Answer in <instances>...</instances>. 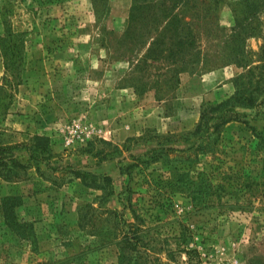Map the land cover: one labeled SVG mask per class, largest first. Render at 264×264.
<instances>
[{
	"label": "rangeland",
	"instance_id": "1",
	"mask_svg": "<svg viewBox=\"0 0 264 264\" xmlns=\"http://www.w3.org/2000/svg\"><path fill=\"white\" fill-rule=\"evenodd\" d=\"M177 1L176 12L184 10L196 24L200 48L221 62L181 74L179 87L158 101L155 91L139 95L128 81L133 0H0V88L6 76L1 40L9 29L22 37L14 52L21 84L0 119V144L29 143L39 134L51 138L53 150L49 165L18 151L14 178L0 171V264H264V121L250 116L255 131L240 121L221 128L217 146L225 170L242 174L231 194L197 205L187 194H171V168L192 162L200 172L214 163L209 152L218 133L210 131L204 151L189 147L195 136H184L199 124L203 104L234 93L242 69L223 58L235 14L244 17L241 0ZM138 2L143 34L147 3L154 23L160 16V29L176 4ZM261 19L247 50L263 43ZM147 37L137 45L138 59L147 52ZM157 69H151L154 83ZM167 79L159 82L164 90ZM9 91H0L1 102H10ZM89 142L92 151L84 152ZM191 176L196 180L195 171ZM7 195L22 197L18 219L33 223L35 242L6 227L1 200ZM129 236L138 239L136 248Z\"/></svg>",
	"mask_w": 264,
	"mask_h": 264
},
{
	"label": "trees",
	"instance_id": "2",
	"mask_svg": "<svg viewBox=\"0 0 264 264\" xmlns=\"http://www.w3.org/2000/svg\"><path fill=\"white\" fill-rule=\"evenodd\" d=\"M256 1H239V5L240 2L244 4V9L241 11V15H244V17L240 19L235 14V25L227 42L229 52L223 58L224 65H235L237 68L242 69V72L233 79L234 93L221 102L203 104L199 124L192 132L184 136L185 140L188 136H195L197 138L196 142L191 143L189 147H192L195 151H204L205 145H210V137H207V135L211 134L210 131L213 130L212 133H218L209 152L214 159L211 170L197 172L192 168V162L187 164L185 168H179V166L171 168V182L169 183L171 194L178 192L187 194L195 205L201 202H208L214 196L220 197L223 194H231L232 192L229 189L233 186V179L242 175L240 171L231 173L225 170V164L221 160L222 154L217 146L219 139H221V128L230 122L240 121L246 123L255 131V127L249 123L250 116H253L256 120L264 121V37L258 51L247 50L246 44L244 45L248 39L256 35L259 27L258 22L262 20L261 18L264 15V1L261 3V0H258L260 2L259 5ZM133 2L129 17V27L126 29L127 36L134 41L132 55L129 57L133 67L131 66L128 74V81L131 82L137 94L143 95L153 90L156 92L157 100L161 101L164 91H169L170 88L171 91H174L179 87L181 74L194 71L200 64L205 62L216 61L214 65H218L221 62L218 60L220 58L209 60L210 58L212 59L211 55L200 48L196 24L192 20L186 21L184 10L176 12L179 4L177 0H175L176 4L171 7V19L166 20L165 26L161 29L162 24L159 15V22L154 23L156 20L152 13L154 6L150 3L145 5V7L151 9L148 15V25L146 26L148 29L144 32L148 35L144 43L149 44V47L147 52L138 59V52H135V50L138 48L137 45L139 43L142 44L141 38L145 34L138 27L141 20V14L139 13L140 2L138 0H133ZM161 13H164L167 18L170 15L166 9H163ZM212 25L215 26L217 24L212 22ZM21 38V34H15L9 29L8 35L1 40L2 45L5 47L3 57L6 76L4 79L5 83L0 89L2 90L5 87L10 90L6 94L10 102L5 104L0 99V119L7 114V109L12 104L16 87L21 84V80H18V75L14 71L17 66L16 60L18 56L14 52L20 48ZM156 67L158 68V74H156L158 81L154 83L151 81L153 77L151 69ZM165 78H169L167 80L170 85L168 84L167 89L164 90L159 82ZM1 108H4V110H1ZM188 141L191 140L188 139ZM205 142L206 144L204 145ZM107 144L112 146L109 142ZM92 146L93 142H89L83 151H92L90 149ZM18 151H24L31 162L36 164L44 162L49 165L51 154L53 153L51 138L47 135L36 134L31 136L29 143L0 144V171L6 169L7 175H4V177L8 180L14 178L17 173L16 170L21 167L19 156L16 153ZM153 151H151V154ZM171 151L177 152L179 150L171 148ZM179 152L184 153L185 149ZM98 154L99 152L95 155L97 156ZM156 159L155 155L151 158V161ZM194 171L196 172V180H193L191 176ZM121 174H125L124 167L121 168ZM86 175L93 177L92 174H77L81 179ZM22 204L23 199L21 196L7 195L3 197L1 200L3 221L11 232L19 236H28L27 238L35 242L33 223L22 222L18 219L17 208ZM25 229H28L29 232L24 234L22 232ZM126 239L135 248L137 247L138 239L134 241L131 236ZM186 254L189 256L190 252L187 250Z\"/></svg>",
	"mask_w": 264,
	"mask_h": 264
},
{
	"label": "crops",
	"instance_id": "3",
	"mask_svg": "<svg viewBox=\"0 0 264 264\" xmlns=\"http://www.w3.org/2000/svg\"><path fill=\"white\" fill-rule=\"evenodd\" d=\"M41 195V194H40ZM31 200H32V198L31 197H29ZM28 199V198H27ZM27 199L25 200V201H27ZM48 200H52V198L51 199H48ZM47 200V201H48ZM49 207H51V205H49ZM27 214H29V212H27ZM31 214V213H30ZM39 233V232H38ZM58 235H60V234H58ZM53 236L55 237V234H54V232H53ZM58 237V236H57ZM60 237V236H59Z\"/></svg>",
	"mask_w": 264,
	"mask_h": 264
}]
</instances>
